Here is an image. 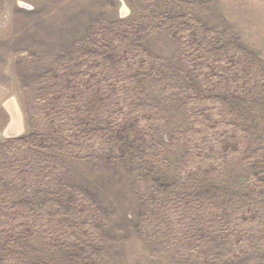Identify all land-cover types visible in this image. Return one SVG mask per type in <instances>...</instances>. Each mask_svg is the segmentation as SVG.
Instances as JSON below:
<instances>
[{
    "label": "rangeland",
    "instance_id": "obj_1",
    "mask_svg": "<svg viewBox=\"0 0 264 264\" xmlns=\"http://www.w3.org/2000/svg\"><path fill=\"white\" fill-rule=\"evenodd\" d=\"M0 264H264V0H0Z\"/></svg>",
    "mask_w": 264,
    "mask_h": 264
},
{
    "label": "bare ground",
    "instance_id": "obj_2",
    "mask_svg": "<svg viewBox=\"0 0 264 264\" xmlns=\"http://www.w3.org/2000/svg\"><path fill=\"white\" fill-rule=\"evenodd\" d=\"M6 109L8 110L9 114H10V118H11V122L8 126V131H19L20 130V118H19V113L16 109L15 104L13 103V101H8L7 103H5ZM8 133V132H7Z\"/></svg>",
    "mask_w": 264,
    "mask_h": 264
}]
</instances>
